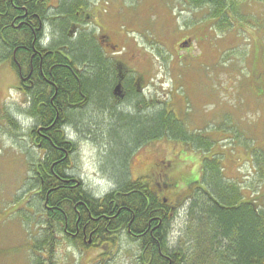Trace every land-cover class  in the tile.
<instances>
[{
	"label": "rangeland",
	"instance_id": "374dc122",
	"mask_svg": "<svg viewBox=\"0 0 264 264\" xmlns=\"http://www.w3.org/2000/svg\"><path fill=\"white\" fill-rule=\"evenodd\" d=\"M87 1L89 8L78 24V33L85 36L84 50L90 47V35L101 38L105 34L108 39L101 44L123 49L118 59L124 67L143 74L152 100L165 103L187 131L201 132L215 143L211 153H205L163 138L124 155L127 172L117 173L112 169V164L120 161L115 160V153L123 155L125 148L122 145L112 153L117 147L112 146L108 134L118 115L102 105H88L80 112L71 109V123L65 126L77 147L69 172L94 195L102 196L116 187L124 173L130 179L146 175L159 180L162 170L157 166L161 164L163 172L178 182L175 189L162 193L172 203L176 197L189 195L186 186L200 176L203 158L218 153L225 176L242 186L246 200L253 195L263 200L264 182L254 169L256 154L249 147L264 152V0L241 4L243 19H236L233 26L230 22L216 23L206 15V8L190 7L185 0ZM51 5L53 15L58 1L51 0ZM52 27L48 24L45 30L47 45L53 38ZM74 33L69 37H79ZM13 60L17 62L15 56ZM21 81L9 62L0 65V264H30L33 257L22 246L30 240L29 232L39 231L44 220L43 205L29 200L26 191L33 173L30 160L40 153L30 139L34 120L27 113L29 103L20 89ZM114 108L128 114L137 112L128 103ZM258 164L264 167V162ZM28 201L35 213L28 209ZM187 208L186 200L171 219V246L191 245L189 229L194 219L188 216ZM32 215L40 222L28 223ZM138 256L136 244L122 234L118 245L90 244L85 249L63 242L55 261L140 264Z\"/></svg>",
	"mask_w": 264,
	"mask_h": 264
},
{
	"label": "trees",
	"instance_id": "16d2710c",
	"mask_svg": "<svg viewBox=\"0 0 264 264\" xmlns=\"http://www.w3.org/2000/svg\"><path fill=\"white\" fill-rule=\"evenodd\" d=\"M185 2L196 9L206 8V15L216 23L230 22L233 26L236 19H243L239 6L251 0ZM88 5L87 0H62L58 11L51 15L49 9L54 8L51 0H0V65L9 62L18 74L21 70L25 76L33 69L35 85L32 91L28 90L27 113L34 120L29 129L30 139L40 155L30 160L33 173L26 191L30 193L29 200L43 205L44 220L39 231L36 228L34 234L29 232L31 238L22 246L33 257L30 264H58L55 256L63 242L88 249L87 239L95 229L98 231L91 239L96 246L118 245L122 234L129 236L136 244L140 264H264V199L258 201L253 195L246 200L242 186L225 176L218 153L203 158L200 176L186 186L189 195L184 199L176 197L172 203L162 193L175 189L178 182L163 172L161 164L157 166L162 170L159 180L146 175L130 179L122 173L116 187L103 196L94 195L69 172L77 147L68 137L65 126L71 123L70 110L74 111L85 98L91 103L88 105H102L110 114L118 115L117 119L113 115L115 124L108 134L112 146L117 147L112 153L122 145L125 148L121 150L123 155L115 153V160L120 161H114L112 169L117 173L127 172L124 155L163 138L205 153H211L215 143L201 132L187 131L185 123L168 111L165 103L159 105L152 98L146 103L132 81L124 82L131 89L127 103L137 112L128 114L115 110L114 61L106 59L99 46L90 44L87 51L84 50L85 36L80 32L79 37H69L71 23L82 22ZM45 24L53 25V38L51 44L43 46L41 42L47 38L43 30ZM68 38L69 48L65 40ZM33 44L42 51L34 54ZM75 62L83 66L75 68ZM49 67H53L51 71ZM56 88L57 97L50 103ZM12 122L18 124L15 120ZM249 149L256 154L253 155L254 169L264 182V167L258 164L264 162V152ZM186 200L188 216L194 219L189 229L192 242L190 246H171V219ZM31 205L28 201V209L35 213ZM32 216L28 223L40 222L39 217ZM92 216L100 219L93 221ZM151 218L156 219L151 221V228H147ZM77 225L79 233L72 236L70 231L76 232ZM137 233L143 236L133 237Z\"/></svg>",
	"mask_w": 264,
	"mask_h": 264
},
{
	"label": "flooded vegetation",
	"instance_id": "af4514ba",
	"mask_svg": "<svg viewBox=\"0 0 264 264\" xmlns=\"http://www.w3.org/2000/svg\"><path fill=\"white\" fill-rule=\"evenodd\" d=\"M60 2H62V0H60ZM79 23H74L72 22L71 23V36H73V32H77L78 33V30H79V26H78ZM74 33V34H75ZM108 37L105 36V34H103L101 36V38L99 37V44L98 46L100 47L101 51H102V54L103 56L106 58V59H109L111 61H114V64H113V67L115 68L116 70V77H117V81L115 83V85L119 82V81H122V93H123V97L120 98V97H117V96H113L114 97V103L117 105V104H123V103H127V101L129 100L130 98V95L128 94L129 88H127V86H125L124 82H127V81H132L133 83V86L136 90L137 93H139L141 95V98H143V100L146 101V103H149L151 101V98L149 97L148 93L146 92L145 88H146V85L144 84L145 83V79L144 77L142 76L143 74L140 73L139 71H137L136 69H132L130 66H126L124 67L122 65V61H120L118 58L121 57V56H118L119 54H122L123 53V49L118 47V45H115V44H109L110 46V49L109 47H105L104 44H101V41L104 42L105 40H107ZM56 67H58V65H56ZM53 67L50 68V71L52 70ZM49 71V72H50ZM73 72V71H72ZM32 74H33V69L30 71V73L25 76L23 73H22V78L23 80L20 82L21 86H20V89H23L24 87H27L29 86L30 84H34L33 80H32ZM136 74L137 77H134ZM139 74V75H138ZM41 75H45V72L43 71V68H42V74ZM132 75V76H131ZM114 85V86H115ZM49 90V89H48ZM55 93L54 95L52 96V98L50 99V103H54V99L57 97V88L55 89ZM49 92H52L51 90H49ZM114 92V90H113ZM150 99V100H149ZM83 101H86V98L83 100ZM88 104H91L89 101H86L84 103V107H87ZM45 107H47L48 105L44 104ZM45 114V112H44ZM167 201V200H166ZM102 217L104 218H107V215H103ZM92 219L93 221H98L100 219V217H96L94 218L93 216L90 218ZM156 218H151L148 225H147V228H151V221H154ZM146 228V229H147ZM154 228L151 229V231L153 230ZM85 231V229H84ZM98 229H95L92 234L95 232H97ZM148 231V230H147ZM147 231L144 233V235H146ZM71 235L72 236H76V233H79V228H78V225H77V231L76 232H73V231H70ZM152 233V232H151ZM92 234L90 235L92 237ZM138 235L139 238H141L143 236L142 233H137V234H134V236ZM141 235V236H140ZM126 237H128L129 239V236L126 235ZM86 238V236L84 237Z\"/></svg>",
	"mask_w": 264,
	"mask_h": 264
},
{
	"label": "bare ground",
	"instance_id": "6f19581e",
	"mask_svg": "<svg viewBox=\"0 0 264 264\" xmlns=\"http://www.w3.org/2000/svg\"><path fill=\"white\" fill-rule=\"evenodd\" d=\"M58 1V6H60L61 4H62V2H60V0H57ZM73 1V0H72ZM51 9L52 8H50L49 10L51 11ZM47 23H49V22H47ZM79 23H82V22H79ZM46 24H45V26H43V30L45 31L46 30ZM58 38L59 37H61V35L60 36H57ZM90 37H91V35H90ZM66 40V47L67 48H69V46H70V39L68 38V39H65ZM89 43H91V44H93V45H96V46H98V44H99V37L97 38V36H94V37H92L91 39H89ZM41 44L43 45V46H46L47 44L44 42V41H42L41 42ZM42 45H40L41 46V48H43L44 49V47L42 46ZM33 51H34V54H36V53H40L42 50H38V49H36L35 47H34V44H33ZM75 51H78V49H76ZM63 53H65V52H63ZM65 55V54H64ZM67 56V55H66ZM69 56V55H68ZM67 56V57H68ZM69 60H71V59H69ZM4 64V63H3ZM80 65H81V63L80 62H75V68H79L80 67ZM49 68H51V67H49ZM119 82H122V81H119ZM118 82V83H119ZM117 83V84H118ZM116 84V85H117ZM122 84V83H121ZM116 85H115V87H116ZM34 84H30L29 86H27V87H24L23 89H21L22 91H24V95H25V97L26 98H28V90H30L31 89V91L34 89ZM115 87H114V89H115ZM85 107L83 106V100L82 101H80L78 104H77V108H74V110H76L77 112H80V110L81 109H84ZM76 144V143H75ZM77 150V149H76Z\"/></svg>",
	"mask_w": 264,
	"mask_h": 264
},
{
	"label": "water",
	"instance_id": "95a60500",
	"mask_svg": "<svg viewBox=\"0 0 264 264\" xmlns=\"http://www.w3.org/2000/svg\"><path fill=\"white\" fill-rule=\"evenodd\" d=\"M121 86H122V84H121V82H119L117 85H116V87H115V89H114V94L117 96V97H120V98H122L123 97V93H122V88H121ZM91 239H89V243H91Z\"/></svg>",
	"mask_w": 264,
	"mask_h": 264
}]
</instances>
